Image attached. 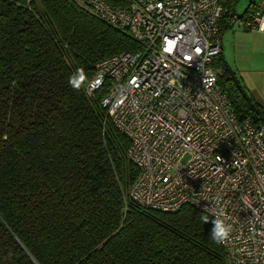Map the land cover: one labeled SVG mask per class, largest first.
<instances>
[{"label": "trees", "instance_id": "trees-1", "mask_svg": "<svg viewBox=\"0 0 264 264\" xmlns=\"http://www.w3.org/2000/svg\"><path fill=\"white\" fill-rule=\"evenodd\" d=\"M78 1L0 0V264H225L210 217L128 198L130 141L102 107L106 87L85 88L100 62L140 47ZM237 1L221 0L229 18ZM213 68L240 120L263 121L223 52Z\"/></svg>", "mask_w": 264, "mask_h": 264}, {"label": "built area", "instance_id": "built-area-1", "mask_svg": "<svg viewBox=\"0 0 264 264\" xmlns=\"http://www.w3.org/2000/svg\"><path fill=\"white\" fill-rule=\"evenodd\" d=\"M80 5L140 47L99 63L85 88L95 99L106 87L102 107L130 141L140 174L128 198L168 214L222 208L234 225L225 264H264V111L240 120L213 68L224 23L264 33V3L244 21L219 0Z\"/></svg>", "mask_w": 264, "mask_h": 264}, {"label": "rangeland", "instance_id": "rangeland-1", "mask_svg": "<svg viewBox=\"0 0 264 264\" xmlns=\"http://www.w3.org/2000/svg\"><path fill=\"white\" fill-rule=\"evenodd\" d=\"M251 3L260 5L264 0H238L235 5V15L243 17ZM227 22H230V19ZM231 27L233 28L226 31L224 36L222 34L224 61L231 73L240 81L248 97L264 108V33L243 29L238 24Z\"/></svg>", "mask_w": 264, "mask_h": 264}, {"label": "clouds", "instance_id": "clouds-1", "mask_svg": "<svg viewBox=\"0 0 264 264\" xmlns=\"http://www.w3.org/2000/svg\"><path fill=\"white\" fill-rule=\"evenodd\" d=\"M209 215L214 219H211L212 228L209 233V239L216 244H224L229 241L234 231V225L223 218V209L214 208V211L208 215L201 217V220L206 224L210 221Z\"/></svg>", "mask_w": 264, "mask_h": 264}, {"label": "crops", "instance_id": "crops-1", "mask_svg": "<svg viewBox=\"0 0 264 264\" xmlns=\"http://www.w3.org/2000/svg\"><path fill=\"white\" fill-rule=\"evenodd\" d=\"M251 4H252V3H251ZM249 6H250V5H249ZM230 29H231V28H230ZM228 30H229V29H228ZM228 30H225L224 33H225L226 31H228ZM223 36H224V34H223ZM222 46H223V43H222Z\"/></svg>", "mask_w": 264, "mask_h": 264}, {"label": "water", "instance_id": "water-1", "mask_svg": "<svg viewBox=\"0 0 264 264\" xmlns=\"http://www.w3.org/2000/svg\"><path fill=\"white\" fill-rule=\"evenodd\" d=\"M236 13V12H235Z\"/></svg>", "mask_w": 264, "mask_h": 264}]
</instances>
